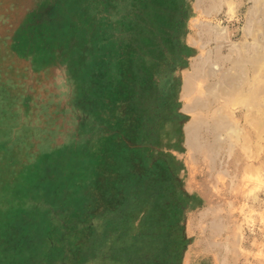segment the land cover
Masks as SVG:
<instances>
[{"label":"rangeland","instance_id":"1","mask_svg":"<svg viewBox=\"0 0 264 264\" xmlns=\"http://www.w3.org/2000/svg\"><path fill=\"white\" fill-rule=\"evenodd\" d=\"M33 7L37 12L34 17L42 19L40 44L47 46L43 54L50 58L55 54L52 40H57L58 35L48 29L50 8ZM193 12L185 39L194 54L177 74L184 122L179 130L166 125L161 145L184 177L188 193L201 200L185 217V237L194 244L187 246L182 264H264V0H194ZM58 19L63 22V18ZM215 27L224 32L223 37ZM69 32L64 30L58 35V40L66 41L68 47ZM22 42L26 44L28 40L21 41V46ZM13 56L21 59L17 53ZM194 58L198 71H194V90L187 97L184 75L190 72ZM8 62L7 57L0 56V65ZM47 73L31 71L23 82L24 92L21 87L11 91L0 84V117L5 110L13 117L10 134H0V139L16 137L32 143L29 163L34 166L28 202L39 206L40 218L46 214L52 217L48 237L44 230L38 232L34 227L31 243L38 251L34 264H47L45 258L52 264L58 255L62 264H94L90 257L103 251L109 235L99 225L115 215L107 221L116 235H123L120 226L124 218L117 214L116 207L121 206L126 192L114 186L113 180L99 177V164L108 165V157L112 158L109 147L104 145L111 146L113 141L94 132L81 136V125L90 119L81 121L75 86L68 80L66 68L58 60L52 75ZM40 80L47 82L40 86ZM83 91L86 94L88 90ZM12 93L19 97L15 98V102L19 101L17 112L5 99ZM21 94L29 97V109L22 107ZM82 100L85 110L93 116L104 110L93 97ZM192 100L194 112H187ZM192 119L194 150L184 131ZM4 122L0 118L1 132ZM215 123L220 128H214ZM106 131L101 128L99 133L110 136V126ZM92 137L95 142L102 141L101 147L83 145L85 148L74 154L79 166L76 165L64 149L79 147L82 139ZM91 148L93 155L89 153ZM46 164L49 169L43 170ZM37 216L36 211L25 220L33 227L32 219Z\"/></svg>","mask_w":264,"mask_h":264},{"label":"trees","instance_id":"2","mask_svg":"<svg viewBox=\"0 0 264 264\" xmlns=\"http://www.w3.org/2000/svg\"><path fill=\"white\" fill-rule=\"evenodd\" d=\"M189 1L192 0H0V56L9 59L6 65H0L1 86L6 85L11 91L21 87L24 92L23 82L31 71L41 75L45 70L50 76L59 60L75 86L76 106L83 115L81 121L90 119L91 122V126L88 121L81 125V136L94 132L113 141L111 146L104 145L109 147L112 158L108 157V165L99 164L98 174L103 180H113L114 186L126 192L121 206L116 207L117 214L124 218L120 226L123 235H116L109 226L107 219L115 215L102 222L99 227L109 234L104 246L107 251L102 246L101 253L91 256L94 264H182L191 242L185 237L182 218L178 219L179 210L196 208L200 198L178 195L167 181L153 177L157 167H149L144 156H138L143 150L135 147L142 143L139 132L147 128V99L156 89L159 74L164 73L168 78L176 71L177 63L187 66V61L172 54L174 49L167 54L159 44L173 43L176 52L181 47L178 37L186 32L187 22L194 15ZM33 6L50 8L46 20L48 29L58 35L64 30L70 31L69 47L55 35L57 40H52L55 54L50 58L43 54L47 46L40 44L42 19L34 17L37 12ZM59 17L63 18L62 23ZM26 39L28 42H22L21 46L20 42ZM16 53L20 60L14 59ZM68 57L73 58L70 63ZM39 82L42 86L47 81ZM83 89L88 90L86 94ZM21 97L22 107L29 109V97L22 94ZM87 97L95 98V104L104 107L101 114L93 116L85 110L81 101ZM15 98L19 97L12 93L5 99L17 112L19 101L15 102ZM166 104L162 100V112L168 116ZM2 114L5 128L0 134L7 136L12 130L13 117L8 110ZM107 126L112 130L110 136L99 133L101 128L107 132ZM93 139L84 138L79 147L64 150L74 158L86 145L100 148L102 141ZM31 144L27 139L19 141L16 137L0 139V264H34L38 252L31 243L34 227L38 232L44 230L47 237L49 234L47 228L52 217L46 214L40 218L39 206L28 202L34 166L29 163ZM91 152L93 155L92 148ZM53 164L58 166L57 162ZM75 164L79 166L76 160ZM46 165L43 170L49 169ZM36 211L38 216L32 219L35 221L32 227L25 218L31 219ZM59 258V255L55 257L52 264H62ZM48 259L45 261L49 263Z\"/></svg>","mask_w":264,"mask_h":264},{"label":"flooded vegetation","instance_id":"3","mask_svg":"<svg viewBox=\"0 0 264 264\" xmlns=\"http://www.w3.org/2000/svg\"><path fill=\"white\" fill-rule=\"evenodd\" d=\"M189 2L193 8L194 0ZM189 21L190 19L188 20L186 25V32L179 35L178 37L181 47H178L177 52L173 43L170 44L168 41H164L163 44H159L162 49L164 48L165 51H167V54H171L170 50L174 49V52L172 54H178L179 59H184L187 62L192 57L194 50L192 46L186 42L185 39L188 33ZM168 58L170 59L171 56H169ZM176 59L178 60V57ZM177 64L178 65H176V71L174 72V74L172 73L171 75H169L168 78H165V76L163 75L164 73L159 74L158 80L156 82V89L152 93V96L147 99L148 106H146L145 114L147 128H145L141 133L139 132L138 135L142 143L139 145H135V147L143 150V153L141 151L140 154L138 153V156L141 158L144 156L145 161H147L149 167H157V172L152 175L153 177H157L161 180L164 179L165 181H167L166 183H168L170 187L173 188L174 192L178 193V195L183 193L185 196H193L194 194H189L186 190V181L182 174H179V172L173 165V161L171 162V155H168L161 146L165 139V132H167V129L164 130L166 128V125H174L177 127L176 129L179 130L184 122V117L183 115H181L179 106L178 81L180 79L178 80L179 77L177 75L178 72L184 68V66L179 63ZM162 71L164 70L162 69ZM162 100H164V102H167L166 106L169 111V113H167L168 116L164 115L162 112ZM163 125H165L164 128L161 127ZM188 209L189 208L184 210V212H181V210H179L180 215L178 219L180 220L182 218L183 224L186 220V214L190 210ZM193 244L194 241L192 240L188 245L190 246Z\"/></svg>","mask_w":264,"mask_h":264},{"label":"bare ground","instance_id":"4","mask_svg":"<svg viewBox=\"0 0 264 264\" xmlns=\"http://www.w3.org/2000/svg\"><path fill=\"white\" fill-rule=\"evenodd\" d=\"M215 31L221 36L223 37L224 32L221 31V33L219 32L218 29H216L215 27ZM214 33V31H212ZM218 35H216L217 37ZM192 45H194V40H192ZM206 61H207V57H205ZM203 59V58H202ZM216 70V69H215ZM194 71L195 74L198 71V64L194 66ZM184 86H185V90L187 92V97L193 92L194 90V76L192 72H186L184 75ZM193 98V97H192ZM198 106H200L198 104ZM187 112H194V100H192V102L188 105V108L186 110ZM185 132H186V136L188 137L187 141L190 144V148L194 150V121H190L186 126H185ZM208 148V147H206ZM211 148V147H210Z\"/></svg>","mask_w":264,"mask_h":264},{"label":"crops","instance_id":"5","mask_svg":"<svg viewBox=\"0 0 264 264\" xmlns=\"http://www.w3.org/2000/svg\"><path fill=\"white\" fill-rule=\"evenodd\" d=\"M194 61H195V58L193 59V61L191 62V67H190V72H192L193 73V76H194ZM184 82V81H183ZM186 112V111H185ZM193 120V119H192ZM192 120H190V121H192ZM218 120V119H217ZM194 121V120H193ZM218 122H220V120L218 121ZM216 124V123H215ZM186 126V125H185ZM219 126V127H218ZM220 124L218 125V124H216V125H214L213 127L214 128H220ZM184 131H185V127H184ZM185 135H186V132H185Z\"/></svg>","mask_w":264,"mask_h":264}]
</instances>
